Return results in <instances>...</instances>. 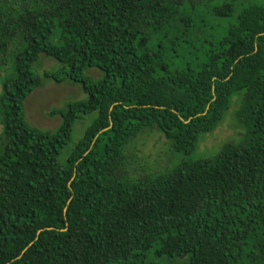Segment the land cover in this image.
Wrapping results in <instances>:
<instances>
[{
    "label": "trees",
    "instance_id": "trees-1",
    "mask_svg": "<svg viewBox=\"0 0 264 264\" xmlns=\"http://www.w3.org/2000/svg\"><path fill=\"white\" fill-rule=\"evenodd\" d=\"M48 82L85 96L50 131L24 112ZM234 99L242 138L197 156ZM160 258L264 264V0H0V264Z\"/></svg>",
    "mask_w": 264,
    "mask_h": 264
},
{
    "label": "rangeland",
    "instance_id": "rangeland-1",
    "mask_svg": "<svg viewBox=\"0 0 264 264\" xmlns=\"http://www.w3.org/2000/svg\"><path fill=\"white\" fill-rule=\"evenodd\" d=\"M262 1V0H260ZM56 67L54 60L42 56L37 67V72L41 75L45 71H52ZM93 77L99 76L97 71L89 72ZM85 98L80 87L68 82L61 85L55 83H45L42 88L35 90L26 100L24 106L25 117L27 121L36 127L44 130H54L60 124V117L54 114L62 109L68 102H73ZM238 102L234 99L231 109L224 121L210 135L203 137L200 141L197 156H209V152L217 150L224 143L238 141L242 138L243 128L234 117ZM94 115L84 118L75 124L72 143H76L82 136L84 128L91 122ZM143 143L140 147L143 162L147 168L156 171H162L172 166L177 159L171 153L165 140L159 134H153L140 141ZM162 264H169V260L157 259ZM170 264H187L186 260H172Z\"/></svg>",
    "mask_w": 264,
    "mask_h": 264
}]
</instances>
